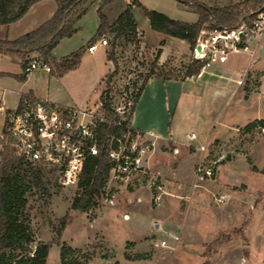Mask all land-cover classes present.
<instances>
[{
  "label": "rangeland",
  "instance_id": "1",
  "mask_svg": "<svg viewBox=\"0 0 264 264\" xmlns=\"http://www.w3.org/2000/svg\"><path fill=\"white\" fill-rule=\"evenodd\" d=\"M173 2L158 0V10L174 21H194L187 7ZM89 29L84 24L71 41H59L53 56L61 59L74 52ZM107 40V59L118 57L117 62L111 61L112 73L97 81V70L98 74L105 71L103 62L80 60L81 69L64 81L42 85L50 104L61 109L82 108L87 115L100 116L103 100L122 121L128 118L153 57L143 54L147 48L142 49L143 40L136 37L113 45L112 38ZM119 69V79L111 84ZM261 95L259 107L264 116V91ZM254 98L249 102L251 109H255ZM182 131L185 133L184 128ZM244 134L228 148L210 147L202 158L173 154L171 148L148 154L144 175L112 189L113 206L101 198L96 209L80 213L70 209L76 187L48 186L46 194L35 191L28 196L25 216L35 244L50 246L46 264H60L61 245L74 250L66 262L78 264H264V135L256 129ZM200 163L213 168V176L199 180L196 170ZM156 195H160L158 207L152 202ZM220 195L228 197L227 203L216 204ZM61 220L65 225L56 244L55 231ZM155 220L165 231L179 236L174 249L158 247L159 234L151 229Z\"/></svg>",
  "mask_w": 264,
  "mask_h": 264
},
{
  "label": "crops",
  "instance_id": "2",
  "mask_svg": "<svg viewBox=\"0 0 264 264\" xmlns=\"http://www.w3.org/2000/svg\"><path fill=\"white\" fill-rule=\"evenodd\" d=\"M104 1L97 0L73 26L75 33L65 39L67 41H71L74 36L81 33L82 25L85 24L90 29L81 39L77 49L69 55L83 48L81 62L86 59H92L96 63L103 62L105 71L98 74L97 70L96 73L97 81L102 82L107 73H112V63L106 57L107 47H97L95 52H87L89 42L95 39L99 27L97 11L101 10L107 24L111 26L128 5L136 2L140 6H131V14L136 27V40H143L141 47L142 49L147 48L143 54L153 57L160 74L173 75L172 79L167 80L156 75L144 76L145 83L129 115V128L150 145V153L159 152L163 148H171L172 151L177 150V154L185 155L189 159L200 158L204 155L200 148H204L205 152L210 147L218 150L228 148V145L241 133H245L244 137L249 135V132L243 131L245 126L264 120L261 107H259V97H262L261 92L264 91V56L261 52L255 59L246 55L221 58L204 72L200 79H195L194 76L184 77L185 67L192 53L190 45L182 40L153 31L141 9L154 11L169 18L163 10H158V0H150L155 5L143 0H112L105 5ZM173 1L176 3L175 0ZM194 1L207 7H222L228 3H237L239 0ZM179 5L191 11L187 5L181 3ZM56 10L54 0H41L31 6L19 21L0 26V42H13L31 33L49 21ZM31 13H33L32 16H30ZM194 16V21L187 24L197 22L198 17L195 14ZM104 36L113 37L110 34ZM259 44L262 46L261 49L264 48V34ZM156 50H160V53L155 58ZM53 51L51 57L56 61L69 56L57 59L53 56ZM34 56L36 54L10 57L0 50V108L3 110L17 108L23 97L49 101L47 91L41 90L42 85L45 82L64 81L70 73L81 69L80 62L76 69L61 77L40 71L25 74L23 62L27 63ZM117 58L114 56L113 62H117ZM120 74L119 69L117 75L112 78L111 84L116 83ZM239 81L242 82L241 85L237 84ZM252 97L256 99L255 109L249 107ZM98 100L100 102V94ZM81 110L83 111L82 108ZM4 115V111L0 110V133L3 128ZM183 128L185 133L182 131ZM189 134H195L196 139L187 140L186 135ZM187 157L185 159H188Z\"/></svg>",
  "mask_w": 264,
  "mask_h": 264
},
{
  "label": "trees",
  "instance_id": "3",
  "mask_svg": "<svg viewBox=\"0 0 264 264\" xmlns=\"http://www.w3.org/2000/svg\"><path fill=\"white\" fill-rule=\"evenodd\" d=\"M40 1L0 0V26L10 25L19 21L31 6ZM54 1L57 10L49 21L13 42H0V50L7 53L10 57L36 54L44 62L54 64L56 74L61 76L79 65L84 50L83 48L79 49L59 62H55L52 59L51 52L59 41L74 35L75 30L73 26L97 0ZM111 1L105 0L103 4H108ZM176 1L190 6L192 13L198 17L195 24L174 21L160 13L147 11L144 8L141 9L153 31L170 38L182 40L188 43L192 50L196 38L203 27L217 25L233 28L244 16L250 12H254L262 0H239L237 3H228L222 7H207L194 0ZM132 5L140 7L136 2L128 5L111 26L107 24L105 17L99 9L97 11L99 27L95 39L91 40L88 46L96 43L95 40L106 34L113 36L112 45L120 39L135 41L136 27L131 14ZM159 53L160 50H156L155 58ZM112 59L110 55L108 60L112 61ZM25 65L26 63L23 62V69ZM196 72L197 66L195 64L187 65L184 77H192ZM148 75L160 76L163 80L173 77L171 74H160L156 69L154 61H152V65L149 67ZM144 83L145 79L135 96L134 104L141 93ZM101 107L103 115L108 122L100 124L96 130L99 153L96 157L88 159L85 163L76 187V194L70 206L72 211L80 213H87L96 209L103 197L108 172L112 166V162L109 160L107 154L108 142L111 137L117 138L120 132L115 124L121 123V125L129 127V116L126 120L122 121L118 114L103 100H101ZM258 125H260L259 121L248 124L243 128V131H253ZM129 132L135 133L132 130ZM48 186L56 187L55 184H52L48 172L37 167H32L17 158L10 149L2 148L0 153V264H46L50 246L43 243L35 244L25 212L28 196L34 194L35 191L46 194ZM64 225L65 221L61 220L59 228L55 231L56 242L54 243L56 244L61 237ZM31 247H34V249L29 254L28 250ZM59 252L60 264H78V262L72 260L66 262L65 258L74 253V250H71L68 246L61 245Z\"/></svg>",
  "mask_w": 264,
  "mask_h": 264
},
{
  "label": "built area",
  "instance_id": "4",
  "mask_svg": "<svg viewBox=\"0 0 264 264\" xmlns=\"http://www.w3.org/2000/svg\"><path fill=\"white\" fill-rule=\"evenodd\" d=\"M263 34L264 0L254 12L244 16L233 28L217 25L203 27L188 60V65L197 66L194 78L200 79L204 72L224 57L246 55L255 59L262 50L259 42ZM97 47H108L105 36L88 46L87 52L93 53ZM35 71L49 75L56 73V68L51 62H44L40 57L34 56L26 63L24 72L28 74ZM237 84L241 85L242 82ZM0 110L5 113L0 133V153L2 148H8L23 162L45 170L57 188L77 187L85 163L99 153L96 130L100 124L108 122L104 115H87L79 109H61L46 100L27 97L21 98L18 107L13 110ZM259 122L256 130L264 135V120ZM115 125L120 132L117 138L111 137L108 142L107 154L112 166L102 197L108 206L114 205L115 195L112 194V189L116 190L120 184L126 186L145 174L146 158L151 149L137 133H130L128 126L121 123ZM186 139L194 141L196 135H186ZM200 151L204 152L205 149L200 148ZM173 154H177V150H173ZM213 172V168H204L203 163L196 170L199 180L210 178ZM227 201L228 197L225 195L215 198L217 205H223ZM152 202L158 207L160 195L154 196ZM151 229L159 234L156 241L162 249H174L179 242V236L165 231L159 221L155 220Z\"/></svg>",
  "mask_w": 264,
  "mask_h": 264
},
{
  "label": "water",
  "instance_id": "5",
  "mask_svg": "<svg viewBox=\"0 0 264 264\" xmlns=\"http://www.w3.org/2000/svg\"><path fill=\"white\" fill-rule=\"evenodd\" d=\"M197 50H199V48H197ZM261 55L264 56V48L261 50Z\"/></svg>",
  "mask_w": 264,
  "mask_h": 264
}]
</instances>
